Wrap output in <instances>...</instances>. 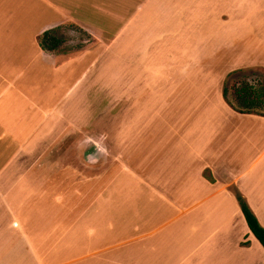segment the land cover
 I'll list each match as a JSON object with an SVG mask.
<instances>
[{
	"label": "crops",
	"instance_id": "obj_1",
	"mask_svg": "<svg viewBox=\"0 0 264 264\" xmlns=\"http://www.w3.org/2000/svg\"><path fill=\"white\" fill-rule=\"evenodd\" d=\"M25 4L51 13L0 0V264H264L230 191L264 228V116L217 72L264 56V0ZM199 22L174 62L159 43ZM48 31L69 39L43 51Z\"/></svg>",
	"mask_w": 264,
	"mask_h": 264
},
{
	"label": "rangeland",
	"instance_id": "obj_2",
	"mask_svg": "<svg viewBox=\"0 0 264 264\" xmlns=\"http://www.w3.org/2000/svg\"><path fill=\"white\" fill-rule=\"evenodd\" d=\"M213 7H218V5L211 6V4H203L195 7L194 14L199 13L200 15L203 14H210L213 9ZM220 7V6H219ZM218 7V8H219ZM18 13H27L30 14L29 16L31 19L34 20V22L37 19H40L42 17L46 18L48 14H50V10H47L46 7H40L38 5H29L25 4V0H17V6L15 7ZM226 8H230V6H226ZM198 14V15H199ZM211 15V14H210ZM186 28L184 30H181L176 37L172 36V38L163 39L161 43H159V46L161 44L162 47H170L173 48L172 52L174 62L181 63L183 61H195L197 60V57L195 58L194 55V47L196 46V42L198 41V38H201V34L203 26H206L205 23H186ZM34 29V27L32 26ZM66 31H72L75 32L73 38L74 40H86L87 42H91L89 38L84 34L79 28L75 27L73 24L67 23L64 27ZM187 32V37L185 36V32ZM163 31H161L162 34ZM184 32V33H183ZM59 32H57V35ZM60 36H63L62 34ZM71 36V35H70ZM64 37V36H63ZM178 37V39H176ZM176 39V40H174ZM204 41V39H202ZM158 44V43H156ZM169 49V48H168ZM192 53V56H191ZM250 53V54H249ZM246 52L245 55H242V57L245 56V58H242L241 62L239 61H226L222 60L221 63H223L224 68H219L217 70L220 77L224 76L225 84L224 87L228 90V98L231 103L234 104L233 94L232 90L235 87H238L240 85H243L246 82H251L255 85L262 83L264 85V56L259 58V60H254L252 57L247 61V58L251 55L253 56L252 52ZM247 57V58H246ZM201 58V56H199ZM256 59V58H255ZM119 62H116L113 64L117 66V70L122 68V64ZM186 63V62H184ZM222 64H219V67H221ZM119 72V71H118ZM115 73V72H114ZM119 77V74L116 72L115 77ZM108 77V76H107ZM222 85V86H223ZM226 102V101H225ZM262 146L261 142H258L257 148L259 149ZM258 188H261L259 191V194H264V182L257 185ZM233 188V187H232ZM236 188V187H234ZM237 189V188H236ZM238 190V189H237ZM231 191V189H230ZM232 193V192H231Z\"/></svg>",
	"mask_w": 264,
	"mask_h": 264
},
{
	"label": "trees",
	"instance_id": "obj_3",
	"mask_svg": "<svg viewBox=\"0 0 264 264\" xmlns=\"http://www.w3.org/2000/svg\"><path fill=\"white\" fill-rule=\"evenodd\" d=\"M61 40H59L53 31H48L38 38V44L43 51L50 52L58 48ZM225 84V82H224ZM234 104L228 99V90L222 87V96L226 103L235 111L240 113H253L264 116V85L259 82L255 85L251 82H246L243 85L235 87L232 90ZM244 221L261 247L264 249V228L259 224L257 218L249 208L246 200L236 188H231Z\"/></svg>",
	"mask_w": 264,
	"mask_h": 264
},
{
	"label": "flooded vegetation",
	"instance_id": "obj_4",
	"mask_svg": "<svg viewBox=\"0 0 264 264\" xmlns=\"http://www.w3.org/2000/svg\"><path fill=\"white\" fill-rule=\"evenodd\" d=\"M57 36H58V39L61 40L60 45L63 43L64 39H66V40L69 39V36H64V37L60 36V35H57ZM60 45H58V46H60Z\"/></svg>",
	"mask_w": 264,
	"mask_h": 264
}]
</instances>
